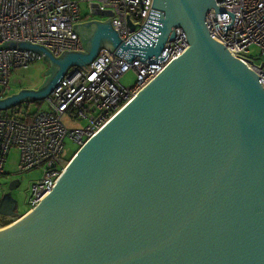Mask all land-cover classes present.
<instances>
[{
  "label": "water",
  "instance_id": "95a60500",
  "mask_svg": "<svg viewBox=\"0 0 264 264\" xmlns=\"http://www.w3.org/2000/svg\"><path fill=\"white\" fill-rule=\"evenodd\" d=\"M212 8L232 17L225 34L234 13L216 0H152L126 41L109 17L72 24L82 49L59 56L29 40L0 43L48 64L38 88L0 98V110L43 100L102 47L127 62H160L174 27L188 43L76 150L35 207L0 228V264H264V88L211 36ZM19 184L1 193L0 215L18 216Z\"/></svg>",
  "mask_w": 264,
  "mask_h": 264
},
{
  "label": "built area",
  "instance_id": "2783aa9c",
  "mask_svg": "<svg viewBox=\"0 0 264 264\" xmlns=\"http://www.w3.org/2000/svg\"><path fill=\"white\" fill-rule=\"evenodd\" d=\"M84 1L95 2L100 9L112 12L107 17H111V25L123 41L141 28L152 5V0ZM216 4L234 13V18L232 26L226 28L224 34L220 25L230 23L232 17L227 12H217L215 16L212 8L206 16L211 36L232 55L245 60L258 73L264 88L263 68L244 55L251 44L259 46L264 54V0H216ZM128 18L135 24L134 29ZM82 21L78 0H0V43L29 40L42 44L54 56H59L64 49H82L79 34L72 29V24ZM174 30V38L167 40L161 55L166 51L169 53L160 62H143L139 57L127 62L102 47L89 64L78 68L72 66L67 70L44 98L46 109L32 113L20 109L0 110V173H4L3 164L11 146L17 147L20 152V172L42 169L41 177L31 183L27 211L52 189L66 167L69 160L64 157L65 138L76 143L77 149L81 147L172 59L187 49L184 30L181 27H174ZM37 59H42L39 52L20 48L17 43L13 48L0 49V98L9 95V70L27 67ZM131 69L135 73V81L125 86L121 76ZM66 112L79 123L85 120V125L67 129L62 122ZM4 217L8 219L0 218V228L15 220L10 216Z\"/></svg>",
  "mask_w": 264,
  "mask_h": 264
},
{
  "label": "rangeland",
  "instance_id": "374dc122",
  "mask_svg": "<svg viewBox=\"0 0 264 264\" xmlns=\"http://www.w3.org/2000/svg\"><path fill=\"white\" fill-rule=\"evenodd\" d=\"M79 1L80 15L81 19L84 21L95 19L99 21H104L108 17L105 15H97L91 12L89 3L84 0ZM83 22V21H82ZM244 55L248 58L254 60L256 64L264 63V54L261 53V49L256 44H251L247 47V51ZM48 69V64L43 59H37L31 62L27 67H18L9 70V86L8 94L11 95L13 93L18 92L20 89L31 88L35 89L43 82L45 70ZM264 71V67H263ZM135 81V73L133 70H129L121 76V82L128 86ZM12 109L21 110L23 112L27 111L32 113L38 109H46V101H23L20 104H17L9 109L4 110L5 112L10 111ZM62 122L66 126L67 129L77 128L79 126L83 127L85 125V120L81 121V123L77 122L75 117H72L69 112H66L62 117ZM65 149H64V157L67 160L73 152L76 150L78 145L70 140L68 137L64 140ZM5 161L3 164L4 172L0 173V196L3 190H5L8 186L9 181L12 178H18L20 180V184L12 190L13 197L16 199L15 211L18 214H23L27 211L28 205L27 200L30 196V186L31 183L41 177L42 169L34 168L28 171L20 172L18 170V163L20 158V152L17 147L11 146L7 151ZM1 219H8L2 215H0ZM12 223V222H11ZM10 224V223H8ZM7 224V225H8ZM6 226V225H5Z\"/></svg>",
  "mask_w": 264,
  "mask_h": 264
},
{
  "label": "flooded vegetation",
  "instance_id": "af4514ba",
  "mask_svg": "<svg viewBox=\"0 0 264 264\" xmlns=\"http://www.w3.org/2000/svg\"><path fill=\"white\" fill-rule=\"evenodd\" d=\"M12 179H15V178H12ZM12 179H11V180H12ZM11 180H10V181H11ZM10 181H9V182H10ZM8 184H9V183H8ZM4 191H7V188H6L5 190H3L2 192H4ZM20 215H21V214H18V216H14V217L12 218V220L17 219Z\"/></svg>",
  "mask_w": 264,
  "mask_h": 264
},
{
  "label": "trees",
  "instance_id": "16d2710c",
  "mask_svg": "<svg viewBox=\"0 0 264 264\" xmlns=\"http://www.w3.org/2000/svg\"><path fill=\"white\" fill-rule=\"evenodd\" d=\"M76 150H77V148H76ZM76 150L73 152V154L76 152ZM73 154H72V155H73ZM72 155H71L67 160H69V159L72 157ZM24 213H25V212H24ZM24 213H23V214H24Z\"/></svg>",
  "mask_w": 264,
  "mask_h": 264
}]
</instances>
